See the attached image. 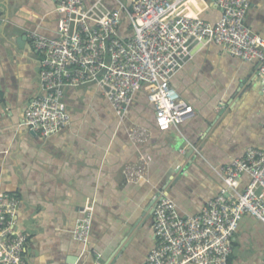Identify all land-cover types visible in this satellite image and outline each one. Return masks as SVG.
Instances as JSON below:
<instances>
[{
    "label": "crops",
    "instance_id": "crops-1",
    "mask_svg": "<svg viewBox=\"0 0 264 264\" xmlns=\"http://www.w3.org/2000/svg\"><path fill=\"white\" fill-rule=\"evenodd\" d=\"M8 1L15 14L0 32V191L21 200L16 228L30 236L28 264H148L157 245L149 208L159 191L181 214H199L224 185L222 167L249 147L264 150L258 62L215 42L197 48L171 80L194 113L167 131L156 127L146 87L123 117L96 85L69 88L71 123L45 137L22 125L39 92L40 55L28 34L59 36L60 0ZM249 1L246 24L264 38V0ZM179 13L211 24L222 15L216 0H186ZM5 33L24 38L23 45H13ZM121 34H133L124 17ZM139 129L146 131L143 141L131 135ZM147 157L146 176L128 182L127 167H140ZM249 180L243 175L241 187ZM88 205L94 217L84 245L72 231ZM229 264H264V223L249 213L239 222Z\"/></svg>",
    "mask_w": 264,
    "mask_h": 264
},
{
    "label": "built area",
    "instance_id": "built-area-1",
    "mask_svg": "<svg viewBox=\"0 0 264 264\" xmlns=\"http://www.w3.org/2000/svg\"><path fill=\"white\" fill-rule=\"evenodd\" d=\"M114 1L116 7L110 8L105 0L91 5L60 0L59 36L28 34L40 55L39 92L22 125L45 137L63 131L71 123L66 91L93 84L119 117L126 114L136 92L146 87L156 127L167 131L194 113L171 80L194 49L210 42L245 61H257L264 93V38L246 24L249 0H216L222 15L215 24L179 13L186 0H133L130 7ZM125 13L133 27L130 37L121 34ZM131 135L137 141L147 137L144 129ZM149 160L127 167V181L143 179ZM245 174L250 180L241 187ZM220 175L224 181L220 193L196 215L181 214L171 198L158 192L153 211L157 245L148 264H229L243 215L249 213L264 223V150L249 147L242 158L222 167ZM20 201L16 193L0 191V264H28L30 236L16 228ZM80 213L73 237L87 245L94 205Z\"/></svg>",
    "mask_w": 264,
    "mask_h": 264
},
{
    "label": "water",
    "instance_id": "water-1",
    "mask_svg": "<svg viewBox=\"0 0 264 264\" xmlns=\"http://www.w3.org/2000/svg\"><path fill=\"white\" fill-rule=\"evenodd\" d=\"M17 4V2L15 3ZM9 1L8 0H0V12L2 14V19L0 20V32H4L5 27H8V25H10L9 19L10 17L14 16L15 14V7H9ZM11 27V26H10ZM10 43H12L13 45L16 44H20L23 45V39L24 38H20V37H15L13 34H9V33H5L4 36ZM198 41H194V43L191 46H194L195 44H197ZM198 48V47H197ZM196 48V49H197ZM194 49V51L196 50ZM193 51V52H194ZM155 202H156V198L154 197L151 206L149 209H151V207L155 206ZM154 211V209H153Z\"/></svg>",
    "mask_w": 264,
    "mask_h": 264
},
{
    "label": "rangeland",
    "instance_id": "rangeland-1",
    "mask_svg": "<svg viewBox=\"0 0 264 264\" xmlns=\"http://www.w3.org/2000/svg\"><path fill=\"white\" fill-rule=\"evenodd\" d=\"M128 7H130V3L129 0H122ZM105 3L110 7V8H115L116 5L114 4V2H112V0H105ZM124 26H128V29H130L131 32H133V27L130 23V20L127 16V14H124Z\"/></svg>",
    "mask_w": 264,
    "mask_h": 264
}]
</instances>
